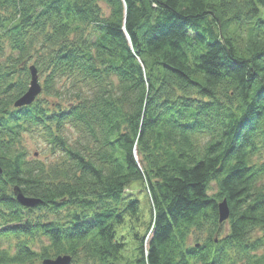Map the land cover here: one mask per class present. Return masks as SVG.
<instances>
[{
	"label": "trees",
	"instance_id": "16d2710c",
	"mask_svg": "<svg viewBox=\"0 0 264 264\" xmlns=\"http://www.w3.org/2000/svg\"><path fill=\"white\" fill-rule=\"evenodd\" d=\"M0 56V264H264V0H0Z\"/></svg>",
	"mask_w": 264,
	"mask_h": 264
},
{
	"label": "rangeland",
	"instance_id": "374dc122",
	"mask_svg": "<svg viewBox=\"0 0 264 264\" xmlns=\"http://www.w3.org/2000/svg\"><path fill=\"white\" fill-rule=\"evenodd\" d=\"M101 4V12L103 15H108L109 12V8L105 3H100ZM1 58V56H0ZM32 62V61H31ZM31 62L27 63V68H29L31 66ZM20 68H23V66H21ZM22 73V69H20V73L19 76H21ZM29 82V81H28ZM38 82H40V85L42 86L43 81L41 76L38 73ZM44 97V95L42 96L41 93H39L36 98L38 99H42ZM69 128V127H67ZM75 130H72V134L73 136H76L77 133H74ZM34 133H28V132H23L20 134V138L18 139V144L19 146H22V148L25 150V157L27 160L29 161H34L35 159H39L42 163L49 164L52 163L54 161H56L59 155V153L55 154L50 152L49 150V145H47L46 142H44L41 138L37 137L38 135ZM59 161V160H57ZM213 185V184H212ZM214 186V185H213ZM133 193V195H135L138 199H139V204L142 205L143 209L145 210L146 214H145V219H149L151 216L148 215V213L150 212V205H149V198H151L149 192L147 190H145V188L139 187V186H133L132 188H129L127 190V192ZM46 211L41 212L38 211L35 213V215H39V218L42 219V217H46L45 216ZM150 214V213H149ZM34 218V217H32ZM1 223V222H0ZM1 227H3V224H0V229ZM228 229V223L227 222H223L222 224V233H225ZM145 231V228L142 229V232ZM253 234L250 236V241L258 238L260 235H263V231H260L258 228L255 229L253 232ZM38 238H36L37 241H35V243H32V248L36 251H39V249L41 248L42 245H48L49 242H47V239L45 237H43L42 235L40 236H36ZM40 237V238H39ZM16 237L14 236H7V237H1L0 236V249H4V250H8V252L11 254L14 252V245L16 244ZM195 241V235H193V233L190 234L188 240H187V246H189L190 244H192ZM263 252V250H259L256 252L257 255H261V253ZM50 258H54V257H50ZM244 257L241 259V262H243ZM34 262L35 264H40V262Z\"/></svg>",
	"mask_w": 264,
	"mask_h": 264
},
{
	"label": "water",
	"instance_id": "95a60500",
	"mask_svg": "<svg viewBox=\"0 0 264 264\" xmlns=\"http://www.w3.org/2000/svg\"><path fill=\"white\" fill-rule=\"evenodd\" d=\"M30 71V84L28 88L23 92L22 96H20L18 99L14 101V105L16 107H22L23 105H30L32 104L35 97L41 93V85L40 82H38V73L36 71V68L31 65L29 67ZM2 169L0 166V174L2 173ZM14 190V196L15 200H17L20 205L23 207H35L37 203L40 202V199H35L32 197L24 196L21 190L15 186ZM217 212L218 215V223L223 222L229 218L230 212L228 203L225 199L221 200L217 206ZM71 257L69 255H61L57 256L55 258H45L42 260L41 263L43 264H70Z\"/></svg>",
	"mask_w": 264,
	"mask_h": 264
},
{
	"label": "bare ground",
	"instance_id": "6f19581e",
	"mask_svg": "<svg viewBox=\"0 0 264 264\" xmlns=\"http://www.w3.org/2000/svg\"><path fill=\"white\" fill-rule=\"evenodd\" d=\"M230 216V215H229ZM226 221V220H225ZM225 221H223V222H225Z\"/></svg>",
	"mask_w": 264,
	"mask_h": 264
}]
</instances>
